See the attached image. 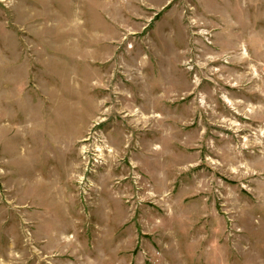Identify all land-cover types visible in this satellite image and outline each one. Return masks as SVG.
Segmentation results:
<instances>
[{
	"label": "rangeland",
	"instance_id": "374dc122",
	"mask_svg": "<svg viewBox=\"0 0 264 264\" xmlns=\"http://www.w3.org/2000/svg\"><path fill=\"white\" fill-rule=\"evenodd\" d=\"M0 264H264V0H0Z\"/></svg>",
	"mask_w": 264,
	"mask_h": 264
}]
</instances>
